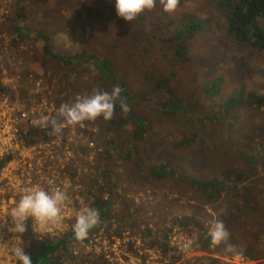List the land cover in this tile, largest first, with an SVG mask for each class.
I'll use <instances>...</instances> for the list:
<instances>
[{
    "label": "rangeland",
    "instance_id": "1",
    "mask_svg": "<svg viewBox=\"0 0 264 264\" xmlns=\"http://www.w3.org/2000/svg\"><path fill=\"white\" fill-rule=\"evenodd\" d=\"M223 1L180 0L167 13L157 0L132 22L117 16L115 0L0 1V96L58 110L94 88L111 91L103 72L78 65L76 55L91 53L108 62L130 91V110L145 124L139 141L123 114L66 127L70 152L63 153L57 178L70 183L69 215L59 227L39 228L29 220L34 239L66 233L94 198L117 200L115 218L101 222L86 242L70 243L73 258L64 264H94L96 258L105 264H237L229 245L242 250L245 264H264V106L245 102L264 96V51L227 34ZM18 9L24 36L13 29ZM37 33L53 53L71 55L73 64L47 59ZM176 46L184 49L181 60L171 54ZM170 74V91H154L155 80ZM212 85L217 90L205 94ZM169 96L180 102L164 104ZM229 101L237 104L219 118ZM155 166L164 172H150ZM211 179L220 182L215 198L195 185ZM126 216L130 223L121 221ZM215 222L229 231L227 243L211 244ZM167 229L164 255L147 248L145 242ZM11 238L25 246L20 235ZM16 262L11 256L9 264Z\"/></svg>",
    "mask_w": 264,
    "mask_h": 264
},
{
    "label": "clouds",
    "instance_id": "2",
    "mask_svg": "<svg viewBox=\"0 0 264 264\" xmlns=\"http://www.w3.org/2000/svg\"><path fill=\"white\" fill-rule=\"evenodd\" d=\"M157 0H115V11L119 18L127 22L134 21L139 15L152 11L156 7ZM163 10L174 13L180 0H160ZM123 89L114 85L111 91L94 88L91 95L77 97L75 102L63 103L59 106L57 116H44L34 121V126L42 129L51 128L50 135L56 138L64 135L68 126L85 127L86 121H95L98 118L111 120L115 114L117 105L123 113L130 111L128 100L122 94ZM70 202L68 185L54 186L51 190H45L39 186H33L23 190L18 202L11 209L12 227L9 231L16 235H23L28 231V221L31 220L39 228L59 227L64 221V209ZM101 223V215L98 209L83 207L76 215L73 225L74 237L78 241L88 238L89 232ZM208 235L211 244L218 246L227 243L230 233L222 222L211 225ZM0 248H6L19 264H32V258L26 254L24 247L13 240L8 244L0 243ZM229 252L233 253L237 264H245L242 250L229 245Z\"/></svg>",
    "mask_w": 264,
    "mask_h": 264
},
{
    "label": "trees",
    "instance_id": "3",
    "mask_svg": "<svg viewBox=\"0 0 264 264\" xmlns=\"http://www.w3.org/2000/svg\"><path fill=\"white\" fill-rule=\"evenodd\" d=\"M222 3V1H221ZM219 3V4H221ZM224 6L226 8V12L224 13V21L226 24V31L227 34L232 37L235 41L239 42L240 44H247L251 48L260 49L264 51V0H224L223 1ZM19 9L16 11V22L13 25L14 31L18 34V36H24V30L22 28H19V24L17 25V22L20 19V13L18 12ZM187 30V29H185ZM188 30H194V29H188ZM180 31L178 32V35H180ZM37 36L42 41V47L41 52L42 54L49 59L51 62H54L56 64L66 65L69 66L73 64L72 60H70L71 55H60L57 53H53V51L50 49V46L47 43V39L45 36L37 33ZM171 54L174 56H177V59L181 60L180 57L184 53V49L180 46H176L175 49H171ZM79 54H84L83 52H80ZM88 53L87 55H76L77 59L82 61L81 63H78V65H92L93 69L98 72H103L104 76L106 78H109L111 81L112 86L119 85L123 89V95L128 100V105L132 102L130 91L123 85V83L118 82L113 75H111L110 67L108 62L100 57H96L93 54ZM172 74H170L167 77H160L158 80H155L153 83V90L156 91L162 90L163 93L169 92V80L172 78ZM217 85V83H215ZM215 85L207 86L204 89L205 94H210L213 91H216ZM180 102L178 98L175 96H169L164 104H170L174 102ZM245 102L248 105H255V106H264V96H247L245 98ZM237 104V102H226L225 109L223 111L222 115H219V118H222L225 114H227L234 104ZM181 103L176 105L177 110H179L181 107ZM173 109L175 110V107L173 106ZM115 114H123L125 116L124 121H131L134 126V131L132 133V139L134 141H139L142 137V133L145 129V124L143 121L133 115L132 111L130 110L128 113H123L119 106L117 105ZM215 115H212L209 117V119H213ZM113 125L118 124L117 120H114L111 122ZM182 143L185 144L184 141ZM164 166H158V167H152L150 172H154L158 175L162 174L164 172ZM201 182V181H200ZM193 184L192 182H190ZM202 184H195L196 189L199 192H206L209 193L211 198H215L216 192L219 190L220 182L216 179H211L206 182H201ZM117 199L111 200L109 199H99L94 198L90 208L98 209L101 215V222H107L110 221V219H114L115 215L113 213L114 206H111L114 202H116ZM131 216H133V212L131 211ZM129 217L126 216L125 219ZM69 220V219H67ZM66 220V221H67ZM131 221V218L127 219L126 221L121 220L122 222H128ZM64 222L65 224L67 222ZM69 222V221H68ZM76 222V221H75ZM73 222L71 228L66 233H57L52 236H45L47 239L44 241H36L29 229L28 225V231L24 233L23 235H20V239L22 244H24V249L26 254L30 255L32 258V264H64L65 261L69 262V260H72L73 257H69V252L67 251V248L70 243L72 242H80L75 239L74 233H73V225L75 224ZM134 222V220H133ZM132 222V223H133ZM177 221H175L176 223ZM67 227V226H66ZM94 229V228H93ZM93 229L89 232V235L93 231ZM145 233L148 235L149 230L145 229ZM167 230H163L161 233H158L155 239L145 242L147 248H154L161 250V254H165L168 250L167 246ZM61 234V236H57ZM206 238V237H205ZM87 240V239H86ZM86 240L82 242H86ZM250 255V254H249ZM69 259V260H68ZM79 261H85V258H79ZM16 264H19L17 261ZM94 264H105L100 258H96L94 260Z\"/></svg>",
    "mask_w": 264,
    "mask_h": 264
},
{
    "label": "built area",
    "instance_id": "4",
    "mask_svg": "<svg viewBox=\"0 0 264 264\" xmlns=\"http://www.w3.org/2000/svg\"><path fill=\"white\" fill-rule=\"evenodd\" d=\"M57 115V109L46 103L24 106L0 96V243L11 242L9 213L24 189L39 186L51 190L67 184L70 197L68 180L57 178L65 166L63 153L70 152H66V128L64 135L56 138L50 135L51 128L34 126L41 117ZM68 204L64 218L69 215ZM11 256L6 248H0V264H9Z\"/></svg>",
    "mask_w": 264,
    "mask_h": 264
},
{
    "label": "crops",
    "instance_id": "5",
    "mask_svg": "<svg viewBox=\"0 0 264 264\" xmlns=\"http://www.w3.org/2000/svg\"><path fill=\"white\" fill-rule=\"evenodd\" d=\"M44 36V35H43ZM155 214V213H154ZM153 214V215H154ZM177 222L179 223V225L181 226V227H184V219H178L177 220ZM177 222H176V224H177Z\"/></svg>",
    "mask_w": 264,
    "mask_h": 264
}]
</instances>
